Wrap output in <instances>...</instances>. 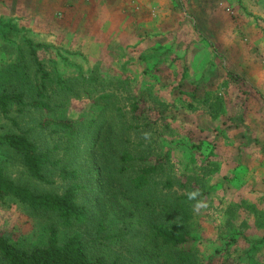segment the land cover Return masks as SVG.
<instances>
[{"label":"rangeland","instance_id":"obj_1","mask_svg":"<svg viewBox=\"0 0 264 264\" xmlns=\"http://www.w3.org/2000/svg\"><path fill=\"white\" fill-rule=\"evenodd\" d=\"M118 1L0 0V94L34 95L30 40L48 47L39 54L58 95L51 113L0 112V138L25 134L60 159L74 131L92 123L95 151L74 167L88 186L79 201L93 206L102 197L96 222L68 229L7 197L0 230L30 250L47 245L56 224L62 241L81 234L93 259L180 264L154 240L152 225L176 220L173 206L183 200L192 203L188 226L200 262L264 264V0ZM124 150L137 158L130 174L163 156L167 172L129 193L117 170ZM96 158L102 196L97 172H87ZM0 169L36 192L62 194L68 185L53 167L45 170L52 183L35 180L1 143Z\"/></svg>","mask_w":264,"mask_h":264},{"label":"trees","instance_id":"obj_2","mask_svg":"<svg viewBox=\"0 0 264 264\" xmlns=\"http://www.w3.org/2000/svg\"><path fill=\"white\" fill-rule=\"evenodd\" d=\"M31 58L37 67L38 78L36 80L35 93L29 97L24 92L12 91L0 94V112L7 118L11 113V107L16 106L18 113L23 114L29 109L51 113L55 111L57 94L51 92L50 84L53 82L50 72L41 60L39 50L48 47L27 40ZM229 76L233 77L232 73ZM136 110L140 109L136 107ZM13 124L17 122L13 119ZM49 121L42 123L46 128ZM64 127L73 130L71 123H62ZM93 124H83L75 130V137L68 139L62 158L57 159L51 151H42L25 134H8L0 138V143L14 150L21 158L28 173L43 183L50 184L45 173L48 167L59 170V177L68 182L67 188L62 194L36 192L31 188L19 185L7 177L0 169V200L13 197L26 204L29 209L41 216L55 217L65 227H82L93 220L96 222L95 208L98 210L102 197L91 206L79 201L82 193L88 190L83 183V170L74 165L83 159L85 153L94 152L95 144L99 139L94 131ZM59 149L58 147H56ZM137 160L130 152L124 150L117 161L118 173L127 178L129 186L126 191L132 194H140L150 187L152 178L167 172L168 156L151 157L150 164L130 174L133 163ZM103 167L99 159L92 162L88 173L95 174V182L101 186L98 189L101 196L105 193L102 181ZM172 190V181H166L164 185ZM190 206L188 201L175 203L174 210L178 218L174 221L161 220L152 225L154 240L161 247L168 248L176 253L180 264H212L210 261L200 262L197 258V239L193 236L188 226ZM0 264H118L109 262L103 258L93 259L89 255L87 244L81 234H74L65 241L61 240L60 228L56 224L48 227V241L45 246H37L27 250L9 242L8 238L0 230ZM168 264V263H163Z\"/></svg>","mask_w":264,"mask_h":264},{"label":"crops","instance_id":"obj_3","mask_svg":"<svg viewBox=\"0 0 264 264\" xmlns=\"http://www.w3.org/2000/svg\"><path fill=\"white\" fill-rule=\"evenodd\" d=\"M26 1H38V3L41 5H44V3H46V1H51L52 3H56V0H26ZM118 0H115V4L117 3ZM119 2V1H118Z\"/></svg>","mask_w":264,"mask_h":264}]
</instances>
